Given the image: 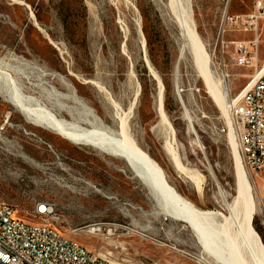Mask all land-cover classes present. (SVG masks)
<instances>
[{
	"label": "rangeland",
	"instance_id": "rangeland-1",
	"mask_svg": "<svg viewBox=\"0 0 264 264\" xmlns=\"http://www.w3.org/2000/svg\"><path fill=\"white\" fill-rule=\"evenodd\" d=\"M189 2L210 74L225 85V101L264 63V0ZM166 5V0H0V71L37 114L31 119L13 106L0 79V199L19 219L48 222L114 264L206 262L188 226L154 214L146 189L123 159L36 122L43 111L75 127L113 133L123 119L130 139L199 210L227 216L224 204L237 194L228 132L220 131L228 116L208 95L191 55L181 54ZM242 53L249 63L240 62ZM148 65L163 87L165 120L156 111L158 83ZM168 142L194 180L176 170ZM248 173L254 189L250 224L264 248L262 183ZM40 202L50 204L53 214L34 218ZM90 228L98 231L89 233ZM242 241L252 260L254 248Z\"/></svg>",
	"mask_w": 264,
	"mask_h": 264
},
{
	"label": "bare ground",
	"instance_id": "bare-ground-1",
	"mask_svg": "<svg viewBox=\"0 0 264 264\" xmlns=\"http://www.w3.org/2000/svg\"><path fill=\"white\" fill-rule=\"evenodd\" d=\"M166 1L169 15L172 17L178 29L181 54L187 51L191 55L190 58H193L208 95L223 112L226 111L227 115V99L224 101L226 98L225 85L222 80H214L210 74L205 48L196 32L195 24L191 17L189 0ZM150 67L148 65L153 78L158 83L156 111L160 118L165 120L163 87L158 75ZM0 79H2L3 85L7 90H4L6 92V99L23 113L25 117L31 119L37 118L35 117L37 114L34 109L26 105L29 103L28 101L26 103V97L16 88H12L13 80L2 71H0ZM27 100L30 101L28 98ZM42 114L39 115L43 117L39 120L37 119L36 122L46 125L67 140L77 144L88 145L101 153L123 159L134 176L146 189L147 195L151 199L153 210L155 211L154 214H161L163 217L182 222L193 231L202 249L200 258L206 264H264V248L262 247L259 236L250 224L251 217L254 213V189L250 184L248 169L243 162L236 137L230 129L228 131V138L234 159L237 194L231 204H224L227 208L228 215L222 216L214 212L199 210L187 199L178 194L167 183L160 166L126 134L123 119L119 121L118 132L113 133L103 128V130L99 129L100 127L98 128L96 126L90 128L75 127L70 123H65L61 119H58L55 114L49 111H43ZM169 127L173 138V130L170 125ZM171 144L169 142L166 143L167 150H165L168 151L167 154H170L176 170L184 174L188 179L194 180L193 176L186 175L189 173L180 164L175 148ZM195 183L198 190L199 185L197 179H195ZM218 193L224 201L222 192L219 191ZM239 204L242 210L240 211L242 212V220L237 216ZM218 218H221V222H217ZM94 231H98V228H90L87 232L92 233ZM243 237L247 241L249 248H254L253 251L249 249V252L252 254V260L247 257L245 241H242Z\"/></svg>",
	"mask_w": 264,
	"mask_h": 264
},
{
	"label": "built area",
	"instance_id": "built-area-1",
	"mask_svg": "<svg viewBox=\"0 0 264 264\" xmlns=\"http://www.w3.org/2000/svg\"><path fill=\"white\" fill-rule=\"evenodd\" d=\"M261 7V3L258 4ZM241 63H249L241 54ZM228 124L220 128L235 135L246 168L260 179L259 202L264 209V63L255 67L241 88L226 100ZM53 214L48 203H37L33 217ZM0 264H114L63 236L44 221H23L0 199Z\"/></svg>",
	"mask_w": 264,
	"mask_h": 264
}]
</instances>
